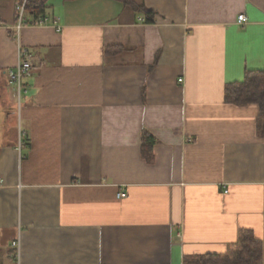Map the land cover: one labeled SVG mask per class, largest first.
Instances as JSON below:
<instances>
[{
    "label": "crops",
    "instance_id": "crops-1",
    "mask_svg": "<svg viewBox=\"0 0 264 264\" xmlns=\"http://www.w3.org/2000/svg\"><path fill=\"white\" fill-rule=\"evenodd\" d=\"M14 2L0 0V264H204L243 230L264 264L259 107L224 100L264 68V0H48L58 23L18 40ZM18 46L33 57L19 95Z\"/></svg>",
    "mask_w": 264,
    "mask_h": 264
},
{
    "label": "trees",
    "instance_id": "trees-1",
    "mask_svg": "<svg viewBox=\"0 0 264 264\" xmlns=\"http://www.w3.org/2000/svg\"><path fill=\"white\" fill-rule=\"evenodd\" d=\"M48 0H26V14L37 20L44 16ZM126 2V0H123ZM148 16L150 12L144 10ZM151 21V18H148ZM31 21V20H30ZM29 21V22H30ZM224 100L235 105L257 104L259 113L257 118L258 132L264 130V68L245 73L242 81L232 82L224 88ZM154 137L146 132L142 133L140 153L148 163L153 161ZM263 249L260 240L256 239L250 230H243L235 243L230 244L223 253H213L202 256L199 262L204 264H263Z\"/></svg>",
    "mask_w": 264,
    "mask_h": 264
},
{
    "label": "built area",
    "instance_id": "built-area-1",
    "mask_svg": "<svg viewBox=\"0 0 264 264\" xmlns=\"http://www.w3.org/2000/svg\"><path fill=\"white\" fill-rule=\"evenodd\" d=\"M26 0H15L14 2V25L13 30L15 31V36L17 40L20 37L21 29L26 24H32V25H42L46 23H52L57 24L58 18L53 17H47V16H41L37 20H31L30 22L26 21ZM238 22L241 23L246 20V16L244 14L238 15ZM33 66V57L30 54V52L27 50V48L23 46H18L17 48V63L14 69L9 70L7 72V78L10 83H14L17 87L18 95L22 91V80L26 76L29 75V73L32 70ZM178 81H182L180 78ZM125 194L123 192L119 193L120 197H123ZM13 246H16L18 248V244L16 241L12 242Z\"/></svg>",
    "mask_w": 264,
    "mask_h": 264
},
{
    "label": "rangeland",
    "instance_id": "rangeland-1",
    "mask_svg": "<svg viewBox=\"0 0 264 264\" xmlns=\"http://www.w3.org/2000/svg\"><path fill=\"white\" fill-rule=\"evenodd\" d=\"M9 88H12L13 90H17V87L14 83H10L9 81L7 82ZM17 92V91H16ZM3 94V95H2ZM16 94V93H15ZM17 95V94H16ZM4 97V88L2 86H0V100H4L5 98ZM141 154V153H140Z\"/></svg>",
    "mask_w": 264,
    "mask_h": 264
}]
</instances>
